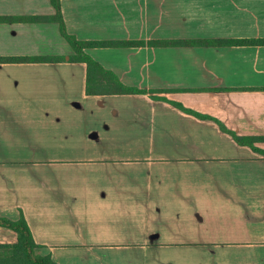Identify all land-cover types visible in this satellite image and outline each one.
Returning <instances> with one entry per match:
<instances>
[{
  "label": "crops",
  "instance_id": "1",
  "mask_svg": "<svg viewBox=\"0 0 264 264\" xmlns=\"http://www.w3.org/2000/svg\"><path fill=\"white\" fill-rule=\"evenodd\" d=\"M60 11L77 41L141 43L84 52L146 93L86 95L82 62L0 61V218L56 264H264V155L220 128L264 138V0ZM54 14L0 0V59L73 56L57 23L23 20Z\"/></svg>",
  "mask_w": 264,
  "mask_h": 264
},
{
  "label": "trees",
  "instance_id": "2",
  "mask_svg": "<svg viewBox=\"0 0 264 264\" xmlns=\"http://www.w3.org/2000/svg\"><path fill=\"white\" fill-rule=\"evenodd\" d=\"M51 5L55 10V14L50 18H27L25 21H52L58 24L59 31L63 38L71 46L74 55L67 59L64 57H41V58H6L0 59L5 62H62L69 60L71 62H82L86 65V95H111V94H145L146 91L128 87L119 82L117 77L110 71L104 70L96 61L91 59L84 49L87 47H128L140 46L141 43L136 42H93L85 43L77 41L74 37L66 33L65 25L60 11V0H50ZM197 42H153L150 45H175V44H211ZM251 43V42H245ZM184 112L192 114L199 118H205L190 110L183 109ZM222 131L230 134L237 144L247 145L253 148L256 152L264 155V151L256 149L253 144L264 138L255 137H238L232 132L227 131L220 125ZM0 227L9 229L17 234V242L13 245H0V264H56L49 256H42L39 253V246L32 239L31 232L23 219L20 217L17 221H10L5 218H0Z\"/></svg>",
  "mask_w": 264,
  "mask_h": 264
}]
</instances>
